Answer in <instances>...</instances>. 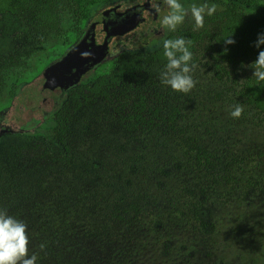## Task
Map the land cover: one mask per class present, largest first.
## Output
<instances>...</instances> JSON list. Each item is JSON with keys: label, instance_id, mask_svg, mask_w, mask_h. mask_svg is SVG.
<instances>
[{"label": "trees", "instance_id": "1", "mask_svg": "<svg viewBox=\"0 0 264 264\" xmlns=\"http://www.w3.org/2000/svg\"><path fill=\"white\" fill-rule=\"evenodd\" d=\"M117 1L0 0V17L10 13L41 31L61 32L62 15L67 14L75 42L95 13ZM187 1L178 0L184 6ZM256 6L263 12L249 15ZM208 18L197 31L162 26L147 45L92 69L106 50L95 51L62 77L54 92L59 98L68 88L39 126L57 151L46 135L35 136L38 128L23 131L25 117L33 113L30 102H51L50 78L56 67L39 74L33 87L9 86L10 105L0 113L6 121L0 134L22 130L31 138L11 150L0 146V178L6 175L7 180L0 188V197L5 195L0 209L27 225L28 255H37L36 264H139L143 250L164 257L173 247L182 248L175 240L187 227L190 232L206 227L205 218L214 215L217 205L232 198L233 207L261 186L238 170L239 161L255 154L244 148L250 132L243 119L230 117L235 127L217 129L218 103L189 109L198 104L196 97L174 92L159 79L167 63L163 41L183 37L191 41V63L197 65L193 79L202 65L221 85L218 98L246 105L256 110L253 121H264V82L257 85L241 67L264 50V45L254 47L264 33V0H232ZM228 36L234 43L225 44ZM197 86L196 81L195 90ZM109 134L122 138L102 140L104 155L89 153L83 140L75 142L76 137ZM27 177L31 180L25 184ZM54 178L61 183L49 188ZM62 185L67 186L64 192L58 189ZM69 247L77 255L70 263Z\"/></svg>", "mask_w": 264, "mask_h": 264}, {"label": "rangeland", "instance_id": "2", "mask_svg": "<svg viewBox=\"0 0 264 264\" xmlns=\"http://www.w3.org/2000/svg\"><path fill=\"white\" fill-rule=\"evenodd\" d=\"M230 1L188 0L184 7L187 8L191 4L198 6L215 4L216 11L213 14H216L224 10ZM262 12L260 6L248 10L249 15L254 17L259 16ZM208 17L205 15L204 19H209ZM179 26L193 28L190 15ZM61 29V32L41 31V27L38 25L29 23L24 18L10 13L0 17V113L9 108L10 100L7 97V89L12 83L29 86L37 83L39 74L46 73L50 67H56L62 56L76 42H74L75 33L72 30V22L67 14L62 15ZM203 47L205 53H208L209 50L204 40ZM205 69L202 65L196 69L195 78L198 83V90L193 88L189 93L196 97L198 104L192 103L189 109L195 105L202 106L216 102L218 103V112L215 115L217 121L215 127L217 129L235 127V124L230 123L231 103L216 96V93L221 90V85L213 80L210 70L206 72ZM243 73L252 76L253 70L243 67ZM210 94L215 96V100L205 101ZM39 102H30L29 113L41 106L42 103L39 104ZM24 104L28 103L25 102ZM243 108L241 118L245 123L244 126L250 132V143L247 142L244 148L254 151L255 154L245 156L243 161H239L241 164L238 170L253 177L261 186L233 207L232 198L217 205L213 211L214 215L205 218L206 227L201 226L192 232H190L189 227L183 230L179 235L180 241L175 240L176 246L182 244V248H179L181 250L178 247H173L164 257H157L153 253H146L143 250L139 256V264H264V121L261 123L253 121L256 119V110L246 105H243ZM249 115L253 116L250 117ZM26 117L24 121H27ZM38 135H46L43 137L50 141L53 150L57 151V144L50 135H47L43 127H38L36 130L35 136ZM111 137L113 139L122 138L116 134H109L105 138L88 135L84 139L76 137L75 142H82L83 140L88 146L86 149L89 153L104 155L101 149V141ZM30 138V135L23 132L19 134L2 133L0 134V146L11 150ZM228 153L230 152L228 151ZM4 179L0 178V188H3V184L7 181ZM29 180L31 177H27L24 183L28 184ZM58 183L61 181L52 179L49 188L57 187ZM66 188V185L58 187L63 192L66 191ZM8 191H12V189ZM4 196L2 195L0 199ZM6 196L8 197V195ZM70 231L72 232V228ZM66 252L69 255V258L66 259L68 263L77 259L76 250L73 247H69Z\"/></svg>", "mask_w": 264, "mask_h": 264}, {"label": "clouds", "instance_id": "3", "mask_svg": "<svg viewBox=\"0 0 264 264\" xmlns=\"http://www.w3.org/2000/svg\"><path fill=\"white\" fill-rule=\"evenodd\" d=\"M162 4L169 11L160 17V25L167 26L170 31H175L189 15L193 21V31H197L204 26L205 15L211 16L216 11L215 4H191L187 8L178 0H162ZM153 7L157 13L161 12L160 3H154ZM229 37L224 39L225 44L234 43ZM190 44L191 41L183 37L163 41V55L167 63L160 72L159 79L174 92L187 94L195 87L196 81L192 73L197 65L191 63L192 53L188 49ZM261 45H264V33L258 35L254 47L259 49ZM119 51V48H114L112 55L119 54ZM241 67L253 70L252 78L257 85L264 82V50L258 52L254 62L249 65L242 64ZM231 107L230 116L239 119L244 111L243 105L237 103ZM28 244L27 225L9 215L5 209H0V264H36L37 255H28ZM40 247L43 249L44 245Z\"/></svg>", "mask_w": 264, "mask_h": 264}, {"label": "water", "instance_id": "4", "mask_svg": "<svg viewBox=\"0 0 264 264\" xmlns=\"http://www.w3.org/2000/svg\"><path fill=\"white\" fill-rule=\"evenodd\" d=\"M154 3L161 4L160 13L155 11ZM168 11L162 0H119L100 9L91 17L79 39L57 64L51 78L50 94L57 89L60 79L81 67L91 53L106 50L91 66L94 69L103 60L111 59L127 49L140 44L147 45L151 37L161 32L160 17ZM114 48L120 49L119 54L112 55ZM67 88L63 90L62 95ZM62 95L51 109L45 112L40 110L42 116L29 118L24 124L23 131L33 132L41 126L51 110L59 104Z\"/></svg>", "mask_w": 264, "mask_h": 264}, {"label": "flooded vegetation", "instance_id": "5", "mask_svg": "<svg viewBox=\"0 0 264 264\" xmlns=\"http://www.w3.org/2000/svg\"><path fill=\"white\" fill-rule=\"evenodd\" d=\"M231 2H232V0H231ZM52 98H54L52 100L53 103H51L52 101L50 100L51 101L50 103L43 104L41 107H38L36 109H33V113L30 114V115H28L26 117V120H28L29 118H32V117H40V116H42V113H41L40 110H43V112H45L46 110L51 109L53 107L52 105L54 104V102H56V100L58 99V93L57 92H54ZM5 125H6V121L4 119V116L0 115V128H4ZM20 131L23 132L22 130H20Z\"/></svg>", "mask_w": 264, "mask_h": 264}]
</instances>
